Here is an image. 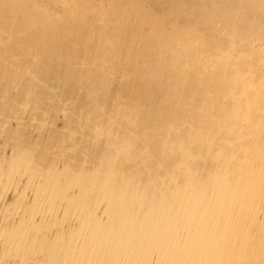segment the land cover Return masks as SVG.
I'll list each match as a JSON object with an SVG mask.
<instances>
[{
	"label": "bare ground",
	"instance_id": "1",
	"mask_svg": "<svg viewBox=\"0 0 264 264\" xmlns=\"http://www.w3.org/2000/svg\"><path fill=\"white\" fill-rule=\"evenodd\" d=\"M0 264H264V0H0Z\"/></svg>",
	"mask_w": 264,
	"mask_h": 264
}]
</instances>
